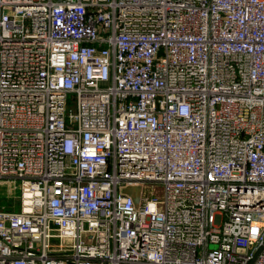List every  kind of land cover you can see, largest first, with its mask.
<instances>
[{
    "label": "built area",
    "instance_id": "1",
    "mask_svg": "<svg viewBox=\"0 0 264 264\" xmlns=\"http://www.w3.org/2000/svg\"><path fill=\"white\" fill-rule=\"evenodd\" d=\"M5 185L0 264H264V0H0Z\"/></svg>",
    "mask_w": 264,
    "mask_h": 264
},
{
    "label": "rangeland",
    "instance_id": "2",
    "mask_svg": "<svg viewBox=\"0 0 264 264\" xmlns=\"http://www.w3.org/2000/svg\"><path fill=\"white\" fill-rule=\"evenodd\" d=\"M75 107V101L74 99L69 96L68 98V105H67V112L69 113L72 108ZM163 184L162 183H154L152 185L150 183V187L146 188V191L150 193L151 191L162 194ZM20 188H17L15 191L9 192L8 186H0V207L4 205V208L7 209H19V199L18 196L20 195Z\"/></svg>",
    "mask_w": 264,
    "mask_h": 264
}]
</instances>
